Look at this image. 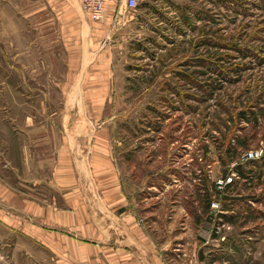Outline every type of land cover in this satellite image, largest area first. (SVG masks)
Returning a JSON list of instances; mask_svg holds the SVG:
<instances>
[{
  "label": "rangeland",
  "instance_id": "1",
  "mask_svg": "<svg viewBox=\"0 0 264 264\" xmlns=\"http://www.w3.org/2000/svg\"><path fill=\"white\" fill-rule=\"evenodd\" d=\"M258 144L264 0H108L97 20L79 0H0V264H56L19 207H81V154L87 195L113 171L140 216L169 215L189 249L202 235L198 264H264V156L230 166Z\"/></svg>",
  "mask_w": 264,
  "mask_h": 264
},
{
  "label": "crops",
  "instance_id": "2",
  "mask_svg": "<svg viewBox=\"0 0 264 264\" xmlns=\"http://www.w3.org/2000/svg\"><path fill=\"white\" fill-rule=\"evenodd\" d=\"M86 157L81 154L83 174L77 173L81 207L79 203L73 211L65 210L53 199L44 204L25 200L19 207L28 217L27 227L44 231L51 238V248L58 256L56 264H175L181 256L184 263L188 256L194 264L201 261L202 235L194 238V247L189 249L186 241L172 237L169 215L140 216L127 201L113 171H93L96 180L87 195L81 185V176L92 174L85 165L89 161Z\"/></svg>",
  "mask_w": 264,
  "mask_h": 264
},
{
  "label": "built area",
  "instance_id": "3",
  "mask_svg": "<svg viewBox=\"0 0 264 264\" xmlns=\"http://www.w3.org/2000/svg\"><path fill=\"white\" fill-rule=\"evenodd\" d=\"M106 1L107 0H79L81 5L85 9L86 13L88 14L89 18L93 20L100 19L103 16ZM125 3L128 7H133L135 4V0H125ZM263 155H264V145L258 144L252 147H248L246 149L241 150L238 153L236 159H234L230 163V166L249 160H257L260 159ZM234 175H235L234 170H231L229 174L220 175L214 180L215 185L217 187H221L224 184L231 182ZM209 206L211 210L217 208L218 206L217 200L211 199L209 201Z\"/></svg>",
  "mask_w": 264,
  "mask_h": 264
},
{
  "label": "trees",
  "instance_id": "4",
  "mask_svg": "<svg viewBox=\"0 0 264 264\" xmlns=\"http://www.w3.org/2000/svg\"><path fill=\"white\" fill-rule=\"evenodd\" d=\"M225 44H228L230 47H232V48H235L236 50H240L239 49V47H237L236 46V43H225ZM222 71L221 70H218V73L220 74ZM264 156V155H263ZM262 156V157H263ZM261 157V158H262ZM258 160V159H257ZM249 161H256V160H249ZM234 169H235V171H236V174L238 175V176H240V177H245V171H244V169H243V167H242V165H241V163H238V164H236L235 166H234ZM234 178V177H233ZM232 182H233V180H232ZM229 184H231L230 182H228V183H226L225 185H229ZM207 204H209V200L207 201ZM208 207H209V205H208Z\"/></svg>",
  "mask_w": 264,
  "mask_h": 264
}]
</instances>
